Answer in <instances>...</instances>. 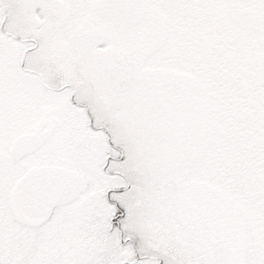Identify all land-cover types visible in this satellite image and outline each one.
I'll return each instance as SVG.
<instances>
[{"label": "snow or ice", "instance_id": "1", "mask_svg": "<svg viewBox=\"0 0 264 264\" xmlns=\"http://www.w3.org/2000/svg\"><path fill=\"white\" fill-rule=\"evenodd\" d=\"M0 264H264V0H0Z\"/></svg>", "mask_w": 264, "mask_h": 264}]
</instances>
